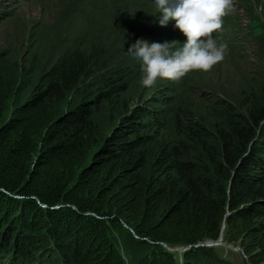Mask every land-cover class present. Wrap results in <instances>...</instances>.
Masks as SVG:
<instances>
[{"label": "trees", "instance_id": "1", "mask_svg": "<svg viewBox=\"0 0 264 264\" xmlns=\"http://www.w3.org/2000/svg\"><path fill=\"white\" fill-rule=\"evenodd\" d=\"M50 68L32 83L0 75V264H124L105 223L145 247L130 264H225L199 246L219 236L264 259L263 105L183 161L152 130L157 109L113 102L98 121L111 96L79 89L80 54ZM173 246L187 247L177 259Z\"/></svg>", "mask_w": 264, "mask_h": 264}, {"label": "rangeland", "instance_id": "2", "mask_svg": "<svg viewBox=\"0 0 264 264\" xmlns=\"http://www.w3.org/2000/svg\"><path fill=\"white\" fill-rule=\"evenodd\" d=\"M235 8L222 31L213 34L228 44L222 62L208 73L193 71L178 82L158 79L144 87L141 62L127 52L131 44L187 39L174 20L159 25L154 0H0V75L32 83L63 57L78 53L87 64L79 89L94 82L100 88L92 89L111 96L99 101L98 121L106 120L113 102L119 110L137 103L157 109L152 130L178 147L185 161L200 153V142L214 144L217 130L229 121L264 106V0H235ZM105 226L124 264L145 248L130 242L123 225ZM199 246L212 247L225 264H264L261 255L248 256L220 238ZM178 248L167 250L178 259L185 249Z\"/></svg>", "mask_w": 264, "mask_h": 264}, {"label": "clouds", "instance_id": "3", "mask_svg": "<svg viewBox=\"0 0 264 264\" xmlns=\"http://www.w3.org/2000/svg\"><path fill=\"white\" fill-rule=\"evenodd\" d=\"M160 13L159 25L174 27L187 38L186 42L151 43L137 39L128 53L141 62L144 87H153L157 80L178 82L189 72L208 73L222 62L228 44L213 37L222 31L224 18L236 10L235 0H154ZM182 44L181 47H177Z\"/></svg>", "mask_w": 264, "mask_h": 264}, {"label": "water", "instance_id": "4", "mask_svg": "<svg viewBox=\"0 0 264 264\" xmlns=\"http://www.w3.org/2000/svg\"><path fill=\"white\" fill-rule=\"evenodd\" d=\"M218 238H220V236H219ZM200 244H202V243H200ZM186 247H187V246H179L178 249H183V248H186Z\"/></svg>", "mask_w": 264, "mask_h": 264}]
</instances>
